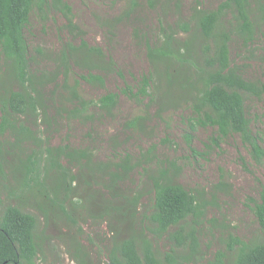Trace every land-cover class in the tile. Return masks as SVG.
Here are the masks:
<instances>
[{
	"label": "trees",
	"instance_id": "trees-1",
	"mask_svg": "<svg viewBox=\"0 0 264 264\" xmlns=\"http://www.w3.org/2000/svg\"><path fill=\"white\" fill-rule=\"evenodd\" d=\"M120 1L125 8L114 19L104 22L109 28L129 18L142 6L140 0ZM144 3L149 9L159 7L162 11L171 5L178 12L183 0H144ZM50 14L65 20L64 28L69 34H81L74 23L72 9L64 0H0V58L6 65L9 81L19 87L17 90L4 89L0 94V135L18 131L16 139L31 142L36 147L32 151L33 158L26 162L29 165L24 172V186L28 187L29 182L39 185L40 174L55 173L56 179L50 189L52 197L47 195V198L60 207L73 225L78 224L72 217L74 207L80 204L93 205L88 209L93 219L107 217L114 240L106 264H225L227 260L229 264H264V238L247 243L233 235L228 236L225 251H217L205 263L199 261L200 226L208 202L204 194H193L175 183L170 171L156 163L153 147L138 159L125 154L110 161H94L92 153L86 149L68 144L43 148L40 137L23 128L21 123L18 129L13 117L39 118V108L44 109L40 89L46 85H55L53 96L57 105L73 119H92V114L88 113L91 108L105 117H112L118 104L116 93H106L92 102H86L79 94L80 81L103 88L102 73L113 70L112 62L106 61L102 50L89 46L84 40L78 45L69 41L61 44L60 50L51 57L53 72L45 76H35L31 72L35 56L30 54L26 38L30 18L36 16L45 21ZM258 19L264 22V0H223L213 10L195 8L190 21L176 19L173 24L167 23L166 27H161L155 42L146 43L153 73L137 81L135 92L130 87L121 92L132 95L139 104L149 98L151 104L155 97L149 89L154 84V76L157 80L164 78V93L172 97L167 104L189 108L196 126L215 129L217 134L211 138L213 142L238 135L249 148L252 159L260 163L264 151L252 133L244 102L250 96L264 100V80L245 78L229 57V45L234 37L241 39L245 46L252 45ZM194 28L201 38L197 46L194 37L191 40L178 37L180 33L190 34ZM35 49L38 56L48 55L41 48ZM78 61L88 72L71 84V64ZM57 87L66 92L56 94ZM142 119L136 117L126 126L135 129L141 126ZM153 163L159 168L158 174L151 170ZM135 170L151 173L148 176L152 188L150 211H139L142 195L120 189ZM82 182L89 188L82 189ZM92 185L101 186L107 196L104 198L100 191L92 189ZM98 200L104 203L101 209H97ZM250 201L251 212L264 234V187L258 200ZM36 231L34 215L15 206L5 207L0 216V264H37L42 246ZM158 240L168 243L167 251L161 253L156 248ZM73 246L74 257L79 264H85L87 254L81 244L75 241Z\"/></svg>",
	"mask_w": 264,
	"mask_h": 264
},
{
	"label": "rangeland",
	"instance_id": "rangeland-1",
	"mask_svg": "<svg viewBox=\"0 0 264 264\" xmlns=\"http://www.w3.org/2000/svg\"><path fill=\"white\" fill-rule=\"evenodd\" d=\"M64 1L71 7L74 23L81 34H69L64 28L65 20L60 16L50 14L45 21L31 17L26 38L29 52L35 59L30 70L35 76L53 72L51 57L60 50L61 44L69 41L78 45L84 40L89 46L102 50L106 61L112 62L113 70L102 73L103 88L80 81L78 92L86 102L96 101L106 93H116L119 95L117 107L112 117H105L91 108L88 113L92 114V119H73L61 110V105H57L53 96L55 85L50 84L40 89L44 109L39 108L38 119L29 115L13 117L18 129L21 123L23 128L40 137L43 148L68 144L76 149H86L92 153L94 161H110L125 154L138 159L153 147L152 155L158 166L166 167L173 181L186 190L196 195L204 194L208 202L200 226L201 263L211 260L217 251H225L229 235L247 243L263 239L264 234L251 212L250 200H258V194L264 187V157L260 163H256L238 135H229L213 142L211 138L217 134L215 129L196 126L189 108L167 104L172 97L164 93V78L157 80L154 76V84L149 89L155 97L151 104L149 98H144L139 104L132 95L121 92L126 87L135 92L137 81L143 75L153 73L146 43L155 42L160 36L161 27H166L167 23L173 24L176 19L190 21L195 8L213 10L223 0H183L178 12L171 5L164 11L159 7L152 10L144 5V0H140L141 8L113 28L105 23L122 13L125 8L123 1ZM258 21L251 46H245L241 39L235 37L229 45L231 64L251 81L264 80V22L262 19ZM178 37L182 40L194 37L196 46L201 41L195 28L190 34L180 33ZM37 47L48 55L38 56L35 53ZM71 72L69 83L72 84L79 80L80 75H86L88 69L78 61L71 64ZM4 89L17 90L19 87L9 81L6 65L0 58V94ZM59 91L66 92L57 87L56 94ZM244 110L252 133L264 151V100L247 97ZM136 117L143 118L141 126L135 129L127 127L126 123ZM17 135L18 131L0 135V216L5 207L15 206L36 217V234L42 246L37 264H79L74 257L75 241L87 254L85 264H106L114 240L108 218L93 219L89 216L93 205L88 203V207H84L80 204L74 207L72 217L78 220V224L73 225L60 207L47 198V195L52 197L50 189L56 179L55 173L48 176L40 174L39 185L29 182V186L25 187L24 172L29 165L26 162L33 158L32 151L36 147L31 142L16 139ZM158 166L153 163L151 170L158 174ZM73 171L76 173V170ZM84 172L86 175L87 171ZM150 174L135 170L121 184V191L142 195L140 212L151 209ZM216 186L220 189H215ZM81 188L89 187L82 182ZM92 189L100 191L104 198L107 196L101 186L92 185ZM81 195L84 196L85 192H81ZM98 204L97 209L104 206L101 200H98ZM155 243L161 253L168 250L166 241L158 240ZM225 264H229V261H225Z\"/></svg>",
	"mask_w": 264,
	"mask_h": 264
}]
</instances>
